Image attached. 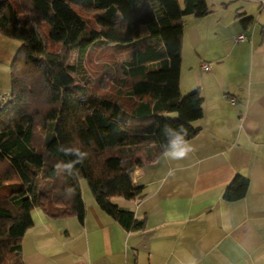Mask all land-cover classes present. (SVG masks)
<instances>
[{
  "label": "trees",
  "instance_id": "trees-1",
  "mask_svg": "<svg viewBox=\"0 0 264 264\" xmlns=\"http://www.w3.org/2000/svg\"><path fill=\"white\" fill-rule=\"evenodd\" d=\"M28 1L22 16L0 0V34L20 42L11 95L0 103V264H22L33 210L83 222L81 179L101 211L126 231L142 230L144 221L112 199L142 198L133 172L193 138L203 116L198 90L181 95L180 73L183 19L206 16L205 0ZM75 6L95 12L96 28ZM97 47L109 51V96L76 80ZM248 185L235 176L224 200L242 199Z\"/></svg>",
  "mask_w": 264,
  "mask_h": 264
},
{
  "label": "crops",
  "instance_id": "crops-1",
  "mask_svg": "<svg viewBox=\"0 0 264 264\" xmlns=\"http://www.w3.org/2000/svg\"><path fill=\"white\" fill-rule=\"evenodd\" d=\"M235 1L183 21L180 93L198 90L203 116L185 156L172 149L133 172L144 196L117 206L144 228L124 230L81 189L82 223L33 210L22 264H264V4ZM235 176L248 189L228 202Z\"/></svg>",
  "mask_w": 264,
  "mask_h": 264
},
{
  "label": "rangeland",
  "instance_id": "rangeland-1",
  "mask_svg": "<svg viewBox=\"0 0 264 264\" xmlns=\"http://www.w3.org/2000/svg\"><path fill=\"white\" fill-rule=\"evenodd\" d=\"M13 5L20 9L22 16H27L29 14V1L28 0H10ZM179 5L182 7L183 0H177ZM208 8H224L223 3L231 8H239L242 6L243 1L235 0H205ZM75 10L80 14V16L86 21L88 27L96 28L94 24L93 10L85 9L82 7L75 6ZM185 19L183 20L185 22ZM186 23L184 24V26ZM20 47V42L17 40L8 38L0 34V102L2 100H8L11 95V72L12 68H18L20 66V61H16L18 49ZM186 52V50L184 51ZM77 55L72 54L70 56L71 61L75 62ZM109 51L101 50L99 47L96 50H91L87 53L86 57L82 59L81 67L79 68V73L76 75V80L79 83L87 82L91 89L100 95L109 96V92L113 83L109 81ZM167 117L175 118V114H168ZM43 138V132L41 129L38 131L35 143L37 145L41 144ZM80 187L84 191L92 196L87 183L84 179L80 180ZM4 190H0V195L3 194ZM85 194V198L86 195ZM85 200V199H84ZM87 201V198H86ZM115 205H124L126 201L122 198H116L112 200ZM128 202V201H127ZM69 222V221H66ZM51 224V223H50ZM52 228H55L51 224Z\"/></svg>",
  "mask_w": 264,
  "mask_h": 264
},
{
  "label": "clouds",
  "instance_id": "clouds-1",
  "mask_svg": "<svg viewBox=\"0 0 264 264\" xmlns=\"http://www.w3.org/2000/svg\"><path fill=\"white\" fill-rule=\"evenodd\" d=\"M183 129V127H181ZM186 132V130H185ZM190 147L177 145L176 142H173V150L170 153H166V155H170L172 158H180L186 155L188 151H190ZM82 156H86L87 153L81 154ZM83 162V161H81Z\"/></svg>",
  "mask_w": 264,
  "mask_h": 264
},
{
  "label": "built area",
  "instance_id": "built-area-1",
  "mask_svg": "<svg viewBox=\"0 0 264 264\" xmlns=\"http://www.w3.org/2000/svg\"><path fill=\"white\" fill-rule=\"evenodd\" d=\"M260 3L261 4H264V0H260ZM233 40L235 41V43H241V42H244L246 40V37L243 34H234L233 35ZM203 69L208 70V65L205 64L203 66ZM230 102L231 103H234V100L231 99ZM0 103L1 104H4L5 103V100H2Z\"/></svg>",
  "mask_w": 264,
  "mask_h": 264
}]
</instances>
